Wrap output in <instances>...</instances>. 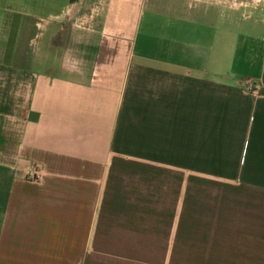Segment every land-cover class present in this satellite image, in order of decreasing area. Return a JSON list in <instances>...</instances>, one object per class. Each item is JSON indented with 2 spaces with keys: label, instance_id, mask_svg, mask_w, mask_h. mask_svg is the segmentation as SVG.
<instances>
[{
  "label": "crops",
  "instance_id": "obj_1",
  "mask_svg": "<svg viewBox=\"0 0 264 264\" xmlns=\"http://www.w3.org/2000/svg\"><path fill=\"white\" fill-rule=\"evenodd\" d=\"M0 264H264V0H0Z\"/></svg>",
  "mask_w": 264,
  "mask_h": 264
},
{
  "label": "rangeland",
  "instance_id": "obj_2",
  "mask_svg": "<svg viewBox=\"0 0 264 264\" xmlns=\"http://www.w3.org/2000/svg\"><path fill=\"white\" fill-rule=\"evenodd\" d=\"M263 0H238L240 14H245L247 10L262 6Z\"/></svg>",
  "mask_w": 264,
  "mask_h": 264
},
{
  "label": "built area",
  "instance_id": "obj_3",
  "mask_svg": "<svg viewBox=\"0 0 264 264\" xmlns=\"http://www.w3.org/2000/svg\"><path fill=\"white\" fill-rule=\"evenodd\" d=\"M245 89H246L247 92H249L251 94H254L257 91L258 86L255 83H253V82H248L246 84ZM39 177L40 176H39V174H38V172L36 170L33 173L29 174V178L32 179V180H37Z\"/></svg>",
  "mask_w": 264,
  "mask_h": 264
}]
</instances>
